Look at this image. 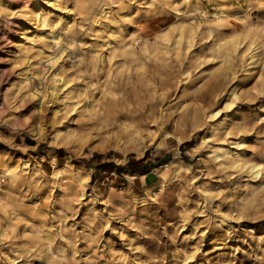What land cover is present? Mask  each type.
Instances as JSON below:
<instances>
[{
    "label": "rangeland",
    "instance_id": "obj_1",
    "mask_svg": "<svg viewBox=\"0 0 264 264\" xmlns=\"http://www.w3.org/2000/svg\"><path fill=\"white\" fill-rule=\"evenodd\" d=\"M49 2L0 0V264H264V0Z\"/></svg>",
    "mask_w": 264,
    "mask_h": 264
},
{
    "label": "bare ground",
    "instance_id": "obj_2",
    "mask_svg": "<svg viewBox=\"0 0 264 264\" xmlns=\"http://www.w3.org/2000/svg\"><path fill=\"white\" fill-rule=\"evenodd\" d=\"M165 1H171L175 4L177 3H187L188 0H165ZM52 2V0H51ZM49 2L48 4H50V6L52 8H55V5L53 3ZM38 3V2H37ZM219 4V3H218ZM62 5V4H61ZM104 8V7H103ZM176 8V7H175ZM56 9V8H55ZM57 9L59 10L60 7ZM67 10V9H66ZM39 12L40 9H39ZM40 14V13H39ZM99 14H105V10L104 9H100ZM7 15V14H6ZM35 15V14H34ZM8 16V15H7ZM37 16V15H35ZM71 16V15H70ZM29 17V16H28ZM65 17V16H64ZM217 17V16H216ZM38 18V17H36ZM67 19V18H66ZM31 21V20H30ZM99 21V20H98ZM96 17L93 18V23H97L98 22ZM29 22V21H28ZM41 22V21H40ZM43 25H46V22L43 20ZM107 32V31H106ZM138 39V38H137ZM232 39V38H231ZM255 39V38H254ZM164 41V40H163ZM166 41V40H165ZM179 40H177L176 42H174L176 45L178 44ZM170 43V42H169ZM232 44V43H231ZM234 45V44H233ZM253 45V44H252ZM257 45V44H256ZM237 45H234L235 48ZM145 49V48H144ZM228 49V48H227ZM254 51V47L252 49H250V59H254L255 54H252V52ZM133 52V51H132ZM226 53V52H225ZM50 57V56H49ZM52 58V57H51ZM57 58V57H56ZM53 59V58H52ZM108 59V58H107ZM57 60L52 61L51 65L55 66L57 63ZM109 60V59H108ZM227 60V59H226ZM257 62V61H256ZM39 62H35V65H38ZM254 63L252 62L251 65H253ZM43 65V64H42ZM246 65V64H245ZM51 67V66H50ZM243 68V67H242ZM57 71V69H55V72ZM54 73V72H53ZM31 76V75H30ZM53 80L54 83L60 82L61 79L58 77V75L55 73V75H53ZM60 76V75H59ZM67 86V82L62 81L61 85H60V89L61 91H63V99H67L71 93V91L66 87ZM233 86V85H231ZM25 88V87H24ZM46 88V87H45ZM231 88V87H230ZM27 89V88H26ZM26 92V91H25ZM49 92V91H48ZM47 92V93H48ZM229 92V90H228ZM235 88H232L230 90V94L229 96L231 97V99L227 98L228 100L226 101V109L227 112L225 113L224 117H219V112H212L210 119H211V128L216 130V131H224L225 135H229V129L227 128L228 122L227 120L231 118V116L237 114L240 110V106H235L238 97L235 94ZM27 94V92H26ZM44 100V99H43ZM22 101V100H21ZM86 102V101H85ZM68 104V103H67ZM73 105V104H72ZM239 105V104H238ZM61 107V106H60ZM66 107V106H65ZM64 107V108H65ZM37 108V107H36ZM63 108V107H62ZM56 109V108H55ZM64 110V109H63ZM32 111V110H31ZM72 111V110H71ZM70 111V112H71ZM216 111V110H215ZM225 111V109H224ZM13 112V111H12ZM210 114V113H209ZM54 115V114H53ZM22 117V116H21ZM76 117V116H75ZM62 119V118H61ZM79 118H77L78 120ZM60 120V119H59ZM64 121V120H63ZM37 123V122H36ZM60 123V122H59ZM69 127V126H68ZM64 128V127H63ZM70 128V127H69ZM84 128V127H83ZM240 133V132H237ZM59 132L56 131V137L58 136ZM74 134V131H73ZM73 134H66L64 137L61 138V141L64 145L69 146L71 143H77L79 145L83 144V139L81 137L76 138ZM93 134V133H92ZM95 134V133H94ZM223 134V133H222ZM238 135V134H237ZM221 136V135H220ZM222 137V136H221ZM231 139V138H230ZM236 140V139H235ZM89 141V140H88ZM87 141V142H88ZM220 141V140H219ZM232 141V140H231ZM86 144V143H85ZM243 144L244 142H236L234 144H232L233 146L227 145L226 142L221 141L220 143H218L215 147H208L207 149V155L209 158H211L213 161L218 162L219 165L221 166H227V165H232L237 167H243L245 169H247L249 171V173L251 175H253L254 177H258L260 174V171L262 169L261 164L258 163H253V162H248L246 160H244L241 157V151H243ZM78 145V146H79ZM82 147V146H81ZM97 151L103 152L104 149L103 148H96ZM91 151V150H90ZM27 161H24L21 165L22 166H26L27 165ZM4 166L6 168V172L12 177H16V170L15 167H13L11 164H5ZM185 165H180L179 166V170L182 169ZM234 168V167H233ZM85 176L83 174V172H81V170L75 169L74 165L72 163H68L65 167H61V168H57L54 166L53 168V172L49 175H47V177L49 178L51 184L56 187L59 191L64 192L67 188H72L74 187V189H78V191H80V198L85 197V195L83 194V186H84V180H85ZM86 194V193H85ZM88 210V209H87ZM86 210V211H87ZM48 236V235H47ZM47 238V237H46ZM54 255V254H53ZM48 263V262H47Z\"/></svg>",
    "mask_w": 264,
    "mask_h": 264
}]
</instances>
